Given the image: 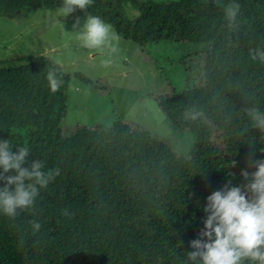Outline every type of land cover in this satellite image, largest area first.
<instances>
[{"label": "trees", "instance_id": "1", "mask_svg": "<svg viewBox=\"0 0 264 264\" xmlns=\"http://www.w3.org/2000/svg\"><path fill=\"white\" fill-rule=\"evenodd\" d=\"M231 2L240 12L230 27L224 7ZM61 5L0 0V16ZM126 5L139 14L128 18ZM83 11L143 49L184 48L185 87L149 96L169 125L192 133L195 142L179 155L156 133L117 117L66 134L71 79L111 98L115 108L111 86L65 72L42 54L0 60V140L13 151L30 148L25 167L40 160L45 170H60L33 208L18 209L15 218L0 213V264H197L188 253L204 226L207 196L246 183L241 172L255 171L251 160H264V130L247 114L264 113V63L250 57L264 51V0H93ZM50 69L63 80L56 93L47 86ZM192 107L203 117L186 120ZM33 220L41 224L35 234Z\"/></svg>", "mask_w": 264, "mask_h": 264}, {"label": "rangeland", "instance_id": "2", "mask_svg": "<svg viewBox=\"0 0 264 264\" xmlns=\"http://www.w3.org/2000/svg\"><path fill=\"white\" fill-rule=\"evenodd\" d=\"M56 9L0 16V60L42 54L55 60L65 72H82L111 86L115 108L111 98L100 97L80 80L71 79L64 121L66 134L77 125L110 123L117 117L145 127L177 154L188 155L195 136L172 128L149 96L169 97L185 87L186 75L180 61L186 53L184 48L177 43H163L143 49L119 38L116 52L108 44L100 50L87 49L81 46L77 33L88 14L76 10L59 17ZM125 13L130 19L139 14L130 5L125 6ZM76 18L80 24L74 28ZM105 59L111 61L108 67L101 64Z\"/></svg>", "mask_w": 264, "mask_h": 264}, {"label": "clouds", "instance_id": "3", "mask_svg": "<svg viewBox=\"0 0 264 264\" xmlns=\"http://www.w3.org/2000/svg\"><path fill=\"white\" fill-rule=\"evenodd\" d=\"M93 0H62L56 9L57 15L67 17L77 9L86 10ZM240 12V5L231 2L224 7V16L229 26H233ZM79 18L73 27H78ZM81 46L87 49L100 50L106 44L116 52L115 42L119 37L110 23L95 15H88L82 29L77 33ZM252 60L264 63V51L252 50ZM111 61H101L108 67ZM47 86L52 93L60 90L63 80L54 70L47 72ZM247 114L253 125L264 130V113L258 108H250ZM203 112L195 107L184 113L186 120L195 121L203 117ZM30 148L20 146L16 151L7 139L0 140V213L15 218L17 210L34 207L40 190L60 175L58 168L45 170L43 161H32L25 167ZM250 167L241 172L246 183L240 186H225L206 198L203 211L207 214L203 228L198 232V239L190 241L193 251L188 258L197 264H264V160H251ZM66 211V210H65ZM34 234L39 232L41 224L30 222Z\"/></svg>", "mask_w": 264, "mask_h": 264}]
</instances>
